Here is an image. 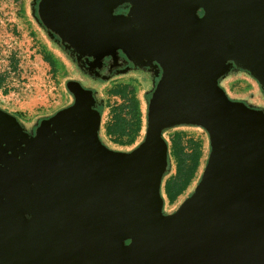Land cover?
I'll list each match as a JSON object with an SVG mask.
<instances>
[{
    "label": "water",
    "instance_id": "water-1",
    "mask_svg": "<svg viewBox=\"0 0 264 264\" xmlns=\"http://www.w3.org/2000/svg\"><path fill=\"white\" fill-rule=\"evenodd\" d=\"M123 4L128 12L115 14ZM40 9L96 61L122 48L163 74L130 151L101 142L93 95L71 81L73 102L34 135L0 108V264H264V111L219 85L234 66L264 90V0H42ZM181 125L204 128L210 152L193 193L164 214L163 130Z\"/></svg>",
    "mask_w": 264,
    "mask_h": 264
},
{
    "label": "rangeland",
    "instance_id": "rangeland-1",
    "mask_svg": "<svg viewBox=\"0 0 264 264\" xmlns=\"http://www.w3.org/2000/svg\"><path fill=\"white\" fill-rule=\"evenodd\" d=\"M30 0H0V74L5 76L3 87L0 88V108L12 112L24 120L33 122L36 118L51 116L71 101L70 93L66 87V80L72 75L70 63L51 45L43 32L37 27L28 11ZM52 53L58 58L59 68L51 69L49 63L43 59L45 53ZM122 83H127L133 88V97L138 100L141 117L140 131L130 145H119L114 143L102 130V137L113 150L130 151L144 138L146 130V119L148 113V102L144 91L148 88L145 81H140L137 75H127L122 78ZM231 99H251L247 101L255 106H261L260 97L257 95L255 82L249 79L227 75L220 81ZM5 88L7 94H3ZM110 83L104 84L100 89V95L106 98L107 104L102 115L103 128L111 120L109 106L123 99L118 96L108 95ZM152 95V94H151ZM149 97V96H147ZM151 97V96H150ZM148 98V100L150 99ZM264 111V108L262 109ZM47 115V116H46ZM182 130L184 138L183 145L187 151L190 150L189 139L199 140L202 148L201 163L195 172V177L186 191L178 197L177 201L169 205L162 192L165 179L174 173L175 161L170 159L166 166V175L160 185L161 197L163 199L162 211L169 212L176 205L188 197L196 186V181L203 171L208 156L209 135L202 127L183 126L176 129L166 130L163 138L169 144V139L174 131ZM168 146V145H167ZM208 158V157H207ZM205 159V160H204ZM203 165V166H202ZM168 168V169H167ZM165 173V172H164ZM190 175V171H189ZM184 181L188 182L190 177L186 174ZM185 185V184H183Z\"/></svg>",
    "mask_w": 264,
    "mask_h": 264
},
{
    "label": "flooded vegetation",
    "instance_id": "flooded-vegetation-1",
    "mask_svg": "<svg viewBox=\"0 0 264 264\" xmlns=\"http://www.w3.org/2000/svg\"><path fill=\"white\" fill-rule=\"evenodd\" d=\"M41 1L42 0H30L28 2L29 14L33 18L37 27L49 40L51 45L70 63L71 69L73 70L72 75L69 77V79L66 80V87L68 89V92L70 93L71 101L64 107L69 106L74 100V95L67 86V83L69 81H71L72 84L77 83L83 89L91 91L94 99L93 107L98 112H100L101 122L102 115L105 108L107 107L106 98L100 95V89L104 84L110 83L111 87L117 83H122V81L120 80H122L124 76L137 75L139 80L145 81L146 85L148 86V88L144 91L145 98L147 96H151L153 90L160 82L163 74V67L159 62H157L156 60L152 62L148 61L146 57L138 61L136 60V62L122 48L116 49L114 53H106L100 60L96 61L94 56L81 53L79 49L70 44V42L67 40L66 34H64L62 31L55 30L54 26L50 22L45 21L40 9ZM129 8L130 4H123L115 10V14L127 13ZM234 69L236 70V67L233 66L231 68V71ZM149 97H147V99ZM247 104L252 105L253 107H257L249 102H247ZM9 114L15 117L22 131L24 133H27L28 135H34L36 128L40 125L41 120L44 119L43 117L36 118L33 122L30 123L29 121L24 120L22 117L15 113L9 112ZM104 128L102 123H100L98 132L99 138L105 146L110 148V146L102 137V130H104ZM16 135V133L12 132L10 138L12 140L14 139L18 144L24 143L19 139V137H16V139ZM24 146L25 144H22L20 147L24 148ZM3 159L4 157L0 156V161H2ZM10 180L9 183L4 184H6V186L10 184L12 185L11 187L13 189H16V181Z\"/></svg>",
    "mask_w": 264,
    "mask_h": 264
},
{
    "label": "trees",
    "instance_id": "trees-1",
    "mask_svg": "<svg viewBox=\"0 0 264 264\" xmlns=\"http://www.w3.org/2000/svg\"><path fill=\"white\" fill-rule=\"evenodd\" d=\"M198 13L199 15H202L204 13V10L200 9ZM43 59L49 63L53 71H56V69L60 67L58 64L59 63L58 58L55 57L52 53H49V52L45 53L43 55ZM231 73H233V76L241 77L242 79H249V81L252 80L255 82V85L257 86L256 93L258 92L257 95H259L260 103H261V106H257L256 108L260 107L259 109H263L264 108V90L261 89L258 81L249 72L242 70L240 68H236V70L234 69L232 71L230 70L228 74H226L224 77L219 79V85H220V81L223 80L227 75ZM4 80H5V76L3 74H0V88L3 87ZM133 91L134 89L130 88V85L127 83H117L108 89V95L118 96L123 99V102L109 106V109H110L109 112L111 113V120L108 124L104 126L105 135L109 136L114 143H117L119 145L132 144L134 142V138L140 131L141 117H140V111H139V103H138V100L133 97L132 95ZM2 93L7 94V92H5V88L2 90ZM231 100H239V101H244L245 103H247V101H250L251 99L246 98V99H231ZM146 101L148 102L147 97H146ZM183 126L184 127L185 126L200 127L196 125H181V127ZM177 127H180V126H175L173 128H167L163 130V134L166 130L168 131L170 129H176ZM183 138H184V132L182 130L174 131L170 136L169 144H167L168 145L167 167L169 166V163H170L169 161L171 157H173L175 161L174 173L172 175H169L165 179V182L163 183L164 185L162 186L164 187L162 188V192H164V195L166 196L167 199L171 200L169 201V205L174 204L177 201L178 197L181 196L186 191L187 186L191 184L192 180L195 177V174H196L195 172H197L198 167L200 166V163H201L202 148H201V143L199 142V140H192L191 138H188L189 139L188 144L190 145V150L187 151L182 142ZM207 151L209 154L210 145L208 146ZM207 157H205L206 160H207ZM166 171L163 174V177H165ZM189 171H190V175H189ZM186 174L190 177V179H188L189 180L188 182H185L183 180L184 179L183 176H185ZM163 177H162L161 183L164 180ZM199 180L200 178L198 177L196 181V185L199 182ZM193 191L190 194H188V197L193 193ZM160 193H161V189H160ZM162 195L163 194L161 193V196ZM179 205L180 204H178V206ZM178 206L176 205V207L170 210L169 212L163 211V213L164 214L172 213L178 208ZM131 242H132L131 238H128L125 241L126 244H130Z\"/></svg>",
    "mask_w": 264,
    "mask_h": 264
}]
</instances>
